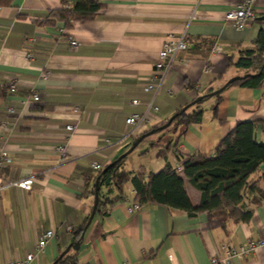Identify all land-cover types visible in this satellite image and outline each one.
Segmentation results:
<instances>
[{
	"label": "crops",
	"instance_id": "crops-1",
	"mask_svg": "<svg viewBox=\"0 0 264 264\" xmlns=\"http://www.w3.org/2000/svg\"><path fill=\"white\" fill-rule=\"evenodd\" d=\"M98 1L103 8L94 17L66 26L49 15L70 7V0H0V147L11 160L0 165V264L29 252H34L29 264H54L77 241L79 248L67 251L75 264H209L223 245L247 240L263 244L246 257L234 256L233 264H264V165L252 175L262 196L244 197L253 209L247 222L154 203L129 212L134 191L127 183L124 197L87 223L97 171L90 163L104 168L208 88L243 74L232 62L264 30V0H255V20L243 29L224 18L240 0ZM179 35L187 37L188 48L177 54L157 93L146 90L142 83L154 72L162 43ZM71 36L76 49L69 46ZM11 79L17 80L13 92ZM219 97L216 115L211 95L200 103V122L149 133L127 154L123 168L156 173L195 152L211 156L236 121L264 119L262 88L232 85ZM146 111L143 124L125 122L131 113ZM255 137L264 142V124L257 125ZM178 174L196 206L199 190L183 171ZM25 178L32 179L30 189L14 184ZM50 228L55 235L36 252L40 235Z\"/></svg>",
	"mask_w": 264,
	"mask_h": 264
},
{
	"label": "trees",
	"instance_id": "trees-1",
	"mask_svg": "<svg viewBox=\"0 0 264 264\" xmlns=\"http://www.w3.org/2000/svg\"><path fill=\"white\" fill-rule=\"evenodd\" d=\"M70 1V7L50 11L49 18L61 20L66 26H70L71 20L92 18L103 8V4L98 0ZM232 64L244 69L245 72L232 76L230 81L227 80L216 89L208 88L199 95L202 97L200 101L184 108L169 125L162 129L177 124L187 126L192 122H200L203 116L200 103L216 90L218 91L213 94L216 96L213 106L214 115H216L219 94L225 87L237 85L264 90V30H261L253 40V48L240 51L239 57ZM221 87L224 88L219 90ZM258 124H264V119L236 121L215 145L213 155L195 152L184 159L181 158L183 174L200 192V200L196 206L191 203L184 189L183 179L174 165L166 163L156 173L147 172L143 167L135 171H127L122 166L127 156L125 155L97 170L93 175L94 180L99 179L96 211L103 212L106 206L122 199L125 195V185L130 183L134 191V201L140 204H162L184 210L191 215L207 211L223 220L249 221L253 209L244 202L245 195L258 193L262 196L258 181L252 178L260 166L264 165V142L257 141L255 137ZM160 130L157 128L156 132ZM149 133L150 131L145 132L144 136ZM168 148L169 146L160 148L159 154L164 156ZM177 156L181 157L180 154ZM91 192H95L94 187ZM251 202L257 205L260 199L252 197ZM74 232L76 239L79 240L83 227H79ZM54 264H75V261L73 256L66 252L57 258Z\"/></svg>",
	"mask_w": 264,
	"mask_h": 264
},
{
	"label": "built area",
	"instance_id": "built-area-1",
	"mask_svg": "<svg viewBox=\"0 0 264 264\" xmlns=\"http://www.w3.org/2000/svg\"><path fill=\"white\" fill-rule=\"evenodd\" d=\"M255 0H240V2L233 8L229 9L225 13V20L231 22L237 29H243L250 22L255 20L256 14L254 10ZM69 46L72 49H76L78 47V41L73 36L68 38ZM189 46V40L185 35L179 36H171L167 37L162 43L159 51H158V59L154 64V72L148 78L145 83H142V86L146 90H151L154 94L157 93L158 89L161 87L162 82L165 78L166 73L169 71L172 64L175 60H178L177 54L187 49ZM215 50H221L218 45H215ZM27 57L30 54L27 53ZM17 87V80L11 79L9 82V90L11 92L15 91ZM32 99L38 100L39 95L37 93H32ZM133 104L139 103L137 99H133L131 101ZM150 103H148V108L150 107ZM9 113L14 112V107L9 105L8 107ZM148 118V111L145 113H131L126 119L125 122L127 124L139 125L143 124ZM66 130L71 131L73 127L71 125H66ZM104 141L106 143H111L110 139L105 138ZM61 151L64 150L63 147H59ZM10 158L6 155L3 149L0 147V165L3 166L10 162ZM91 168L94 170L101 169L100 165L96 161H92L90 163ZM177 171H182V163H178L175 165ZM14 184L18 185L23 189H30L32 185L31 178L21 179L20 181L15 182ZM141 207V204L136 201H132L128 206V211L132 212L134 210H138ZM69 229V227H66ZM56 231L53 228L47 229L44 231L35 246V251L40 252L43 250L45 244L48 242L50 238L55 235ZM263 244V241L254 242L251 240H247L244 245H240L237 247H228L227 245H223L221 251L218 254L213 255L209 264H233V257H246L249 253L253 252L258 245ZM34 257V252H29L26 254L25 258L22 260H8L4 264H29Z\"/></svg>",
	"mask_w": 264,
	"mask_h": 264
},
{
	"label": "water",
	"instance_id": "water-1",
	"mask_svg": "<svg viewBox=\"0 0 264 264\" xmlns=\"http://www.w3.org/2000/svg\"><path fill=\"white\" fill-rule=\"evenodd\" d=\"M262 18H263V17H262ZM230 80H231V79H229V81H230ZM229 81H228V82H229ZM223 88H224V87H221L219 90H221V89H223ZM217 91H218V90L214 91L213 93H211V95H213V94L216 93ZM201 99H202V97L199 96V97H197L196 99L192 100L190 103H188L187 105H185V106L183 107V109H181V110L177 111L176 113H174V114L170 117V119H169L164 125H162L161 127H159L158 129H162V128H164L165 126L169 125L170 122H171V121H172V120H173L178 114H180V113L184 110V108H186L187 106H190L191 104H194V103L200 101ZM153 132H156V129H153V130L150 131V133H153ZM144 137H145L144 134L140 135V136L134 141V143L131 145V147H130L127 151H125L123 154H121V155L118 157V159H121L123 156H125V155H127L129 152H131V151L137 146V144H138V143H139ZM118 159H115L114 161H112V162L109 163V164L114 163V162L117 161ZM98 180H99V179L96 178L95 183H94V189H95L94 196H95V201H94V205H93L92 210H91V212H90V216H89V218H88L87 223H89V222L91 221V219L93 218V216H94V214H95V212H96V208H97V204H98ZM70 248H73V249L77 250V249L79 248V242L77 241V242H75L74 244L69 245L64 251L61 252V254L58 256V258H60L61 256H63V254H65Z\"/></svg>",
	"mask_w": 264,
	"mask_h": 264
}]
</instances>
